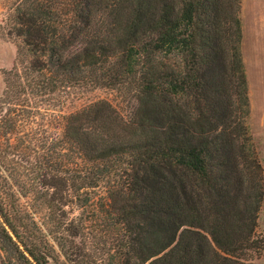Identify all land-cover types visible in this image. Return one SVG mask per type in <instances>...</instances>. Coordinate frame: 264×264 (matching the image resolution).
<instances>
[{"label": "trees", "instance_id": "16d2710c", "mask_svg": "<svg viewBox=\"0 0 264 264\" xmlns=\"http://www.w3.org/2000/svg\"><path fill=\"white\" fill-rule=\"evenodd\" d=\"M0 3L21 37L2 71L0 264H90L74 237L107 264H254L240 0Z\"/></svg>", "mask_w": 264, "mask_h": 264}, {"label": "rangeland", "instance_id": "374dc122", "mask_svg": "<svg viewBox=\"0 0 264 264\" xmlns=\"http://www.w3.org/2000/svg\"><path fill=\"white\" fill-rule=\"evenodd\" d=\"M238 17L241 24L240 52L247 82V113L245 123L251 136L256 156L262 168L264 187V0H240ZM13 21L0 3V96L4 87L2 71L14 62L17 48L21 43L13 28ZM95 95H106L98 89ZM119 109L128 112L127 98L118 94H108ZM243 114L241 107L238 109ZM264 236V195L257 212L255 228ZM77 259H87L90 264H107V247L98 239L83 245L79 237H74ZM254 264H264V251L253 259Z\"/></svg>", "mask_w": 264, "mask_h": 264}]
</instances>
